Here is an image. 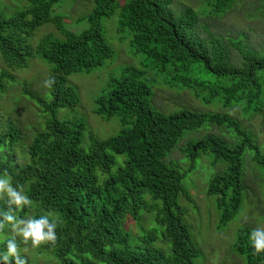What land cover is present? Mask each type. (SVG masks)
Returning <instances> with one entry per match:
<instances>
[{
	"label": "trees",
	"instance_id": "16d2710c",
	"mask_svg": "<svg viewBox=\"0 0 264 264\" xmlns=\"http://www.w3.org/2000/svg\"><path fill=\"white\" fill-rule=\"evenodd\" d=\"M15 1L21 7L13 13L0 10V98L10 89L8 79L15 88L21 84L12 69L31 72L40 60L51 66L54 80L51 100L38 101L50 116L36 128L0 107V173L10 174L32 200L16 214L59 217L54 244L33 246L16 237L27 264L34 254L53 256L58 264H195L200 249L181 203L182 197L195 203L188 174L200 160L209 161L207 194L215 198L220 224L246 204L247 155L264 180V152L238 116L261 115L264 125V49L247 41L246 32L218 33L205 22L225 16L239 0H200V7L180 3L175 10L173 0H86L83 11H74L76 18L63 6L73 9L80 0ZM116 11L123 39L131 36L134 52L144 58L111 74L95 98L93 113L119 129L100 138L89 129V119L60 118V111L81 103L69 77L113 57L103 21ZM82 22L85 28L74 25ZM46 23L59 35L41 32L36 39ZM156 86L189 92L215 109L165 110L155 104ZM23 91L37 101L26 83ZM212 127L220 134L209 132ZM197 131L207 133L185 139ZM178 149L189 161L186 169L176 163ZM8 207L7 198L0 200V208ZM144 216L152 224L147 230ZM253 229L240 227L234 248L247 264H264V253L257 254L248 239ZM12 236L10 225L0 232V252Z\"/></svg>",
	"mask_w": 264,
	"mask_h": 264
},
{
	"label": "rangeland",
	"instance_id": "374dc122",
	"mask_svg": "<svg viewBox=\"0 0 264 264\" xmlns=\"http://www.w3.org/2000/svg\"><path fill=\"white\" fill-rule=\"evenodd\" d=\"M80 0L76 3L73 9H68L67 4H64L63 9L74 17V11L80 9L83 11V2ZM174 4L171 6L174 10L181 9L180 3L183 5L197 4L201 6L200 0H173ZM21 4L15 0H0V10L7 13H13ZM72 13V14H71ZM119 12L116 11L112 16L107 17L103 21L104 34L106 40L111 45L114 55L104 65L96 67L91 72H77L69 77L70 85L75 87L81 96V103L73 110L62 109L60 111V118H72L74 116L83 117L86 121L89 119V129L100 138H105L110 134H116L119 129H114L112 120H105L101 116L93 113L95 106V98L100 94L103 88L107 85L111 74H117L120 69L126 64H137L133 62L134 58H144L139 53L134 52L131 44V36L123 39V34L119 30ZM207 22L215 32L220 31L233 36L240 32H246L248 35L247 41L251 42L256 48L264 49V1L263 0H239L238 3L223 17L206 19ZM50 23H46L38 28L37 37L40 33L56 31ZM68 25L72 27L69 22ZM80 29L87 26V22L74 23ZM202 32H205L202 29ZM59 35V32L56 31ZM203 35L207 36L206 33ZM33 40V39H32ZM37 40L36 42H38ZM33 60L29 61L32 64ZM33 70H14L17 80L21 84H17L15 88L14 81L8 79L4 97L0 98V107L11 111V116L17 118L24 126L37 127L44 123L43 120L50 116L49 113H44L38 101H50L51 92L45 86V81L49 79L50 65L39 61L32 64ZM4 68L0 62V71ZM27 84V88L32 90L36 97H28L24 94L23 86ZM16 98V100H14ZM18 100L22 103H19ZM155 104L165 110H172L183 105L200 106L202 109L214 110V107L204 106L197 100L193 94L186 92L178 94L175 90H171L165 86H156L155 88ZM19 101V102H20ZM16 108V109H14ZM92 110V111H91ZM243 125L252 130L257 137L258 143L264 152V125L261 115H254L252 119L246 118L243 113H239ZM39 127V126H38ZM113 129V130H112ZM209 132L220 134V129L212 127ZM91 133V132H90ZM109 133V134H108ZM198 131L194 134L187 135L186 140L198 136ZM207 132L200 131L199 136H203ZM185 140L181 142V145ZM180 150H176L174 158L176 163L188 168L189 161L182 155ZM246 175L248 190L246 195V204L241 213L227 224H220V213L216 208L215 198L207 194V186L210 180L211 170L208 160H200L196 170L189 173L186 178V185L194 197L195 203L189 202L186 197L181 198V203L184 205L185 221L191 226L193 238L200 249L198 256L195 258V264H247L245 257L239 255L234 245L237 240V235L240 227L248 224L253 228L264 227V180L258 176L259 172L254 171V161L247 155L246 159ZM187 207H186V206ZM145 221L142 223L145 229L151 227L150 218L144 216ZM149 219V220H148ZM132 230L135 234L139 232L138 224L132 223ZM28 253V252H26ZM30 254V253H28ZM29 264H58L56 258L53 256H37L34 254V260Z\"/></svg>",
	"mask_w": 264,
	"mask_h": 264
},
{
	"label": "clouds",
	"instance_id": "9594fccd",
	"mask_svg": "<svg viewBox=\"0 0 264 264\" xmlns=\"http://www.w3.org/2000/svg\"><path fill=\"white\" fill-rule=\"evenodd\" d=\"M54 80L45 81L46 87H51ZM7 198L9 207L7 210L0 208V232L8 225L11 226L13 236L6 241V247L0 252V264H27V258L21 255L16 237L21 242L33 246L42 243H55L57 240V227L59 217H50L49 214H42L38 217L23 218L16 213L32 205V200L25 192L24 186L13 183L10 174L0 173V200ZM251 247L257 254L264 253V227L254 228L249 236ZM3 243V241H0ZM27 251V249H24Z\"/></svg>",
	"mask_w": 264,
	"mask_h": 264
}]
</instances>
